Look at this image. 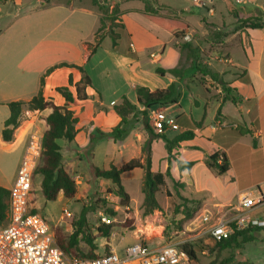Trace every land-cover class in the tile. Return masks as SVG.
I'll return each mask as SVG.
<instances>
[{"label":"crops","instance_id":"1","mask_svg":"<svg viewBox=\"0 0 264 264\" xmlns=\"http://www.w3.org/2000/svg\"><path fill=\"white\" fill-rule=\"evenodd\" d=\"M99 1L104 3L105 0ZM222 1L225 2L226 9L223 13L218 14L213 9L217 0H208V5L204 4L203 12L198 13V29L208 33L206 25H212L224 35L218 36L219 32L214 34L215 38H222L220 47L212 49L209 56L202 55L204 72L196 71L192 78H186L183 74L185 70L192 69V59L189 67L180 72L179 39L147 18L144 13L145 4L139 9L131 8L132 11L128 9L130 12L128 23L124 22L118 30L113 28L117 34L115 45L112 37L106 34L93 54L90 53L88 46L95 41L96 32L100 27L101 13L92 4V0H51L45 6H42L43 0H39L40 6L31 9L24 19L1 30L0 151L7 152L9 157L0 162V186L8 190L11 188L23 156L27 132L35 127L43 136L47 129L45 117L50 113L49 109L26 111L30 119L22 121L15 131L13 141L7 142L2 137L4 123L10 115L7 104L14 101H29L36 96L40 90L42 76L52 66L60 63L81 66L84 70L86 68L85 71L91 79L92 85L86 89L88 99L85 101L75 99L69 105L78 118L76 125L78 133L75 142L70 143L76 148L75 151L73 150L75 154L78 150L86 152L92 144L91 139L93 138L94 141L98 138L99 131L110 133L120 124L121 118L115 112L114 106L121 102L122 97L128 98V96L124 95L118 84L115 90L116 97L105 100L102 87L96 85L95 78L88 68L93 62L98 61L97 65L103 67L102 72L107 73L106 62L109 60L120 81L126 80L127 76L133 80L130 86L135 92L138 87H147L153 91L166 88L172 83H179L180 100L164 108L169 115L176 118L180 130L174 132L167 130L160 135L172 140L182 131L194 133L193 139L181 142L176 147L171 146V152H167L159 171L153 168L152 143L159 140L157 136L160 135L155 136L146 131H141V134L136 133L140 141L139 155L133 159H141L144 162V147L147 146L146 148L150 149L152 172L164 173L169 167L170 180L185 185L184 191L180 192L182 197L188 195L189 199L198 201L203 200V197H195V194L206 193L205 202L215 210L204 209L203 213L205 210L215 212L218 208L235 206L245 193H255L258 188L264 190V29H248L239 22V20L245 21L262 16L264 0L258 5L255 0H246L245 3L250 4L251 7L245 8L244 18L233 14L236 10V1L231 7L227 0ZM120 2L117 0L115 4ZM168 7L177 12L184 11V16H179L190 25L191 13L187 9ZM135 10H138V14L131 13ZM3 20V16L0 15V25ZM109 30L110 27L105 28L103 34ZM213 41L211 40L210 44ZM131 44H134L135 50L130 47ZM105 46L111 48L108 51L109 55L102 52ZM190 46L194 48L191 44ZM221 52L222 57L219 59L218 54ZM152 53H159L160 59L154 62L150 58ZM155 69H161L162 73H154ZM174 69L179 70L178 76L168 73L169 70ZM209 71L220 81L212 79L208 74ZM70 77L73 86H69ZM82 77L80 71L74 68L63 67L54 70L45 78L44 97L51 99L57 106H63L65 100L56 89L69 87L75 95L74 85L80 82ZM223 83L234 90L230 96L237 99V104L226 97L221 86ZM135 96L136 102L128 99L137 106L138 110H142L143 107L137 103V94ZM218 112H220L219 117H217ZM42 117L44 119H41ZM136 120L138 126L143 125V116ZM217 121H222L224 125L216 126ZM169 132L172 134L168 138ZM215 153H224L230 163V170L222 176L223 180L226 179L224 185L229 190V194L222 197V200L216 196L215 191L219 189L217 186L207 188L201 185L202 176L200 181L192 182L186 177V173L191 175L202 172L203 174L205 169L208 170L206 161ZM177 161L192 162L194 165L180 171ZM110 162V166L114 165V160ZM198 167L200 170L196 172ZM65 168L71 174V170L67 166ZM131 174L142 176L143 171L138 169ZM246 187L250 190L244 191ZM169 190L171 191L170 188ZM210 190L211 194L208 195ZM169 203L168 199L167 206ZM263 214L264 206L252 213L254 217Z\"/></svg>","mask_w":264,"mask_h":264},{"label":"rangeland","instance_id":"2","mask_svg":"<svg viewBox=\"0 0 264 264\" xmlns=\"http://www.w3.org/2000/svg\"><path fill=\"white\" fill-rule=\"evenodd\" d=\"M120 1L121 2L118 5L115 4L117 1L113 0H105L103 3L109 7L110 15L115 18L114 20L109 18L105 19L104 24L106 29H109L110 27L118 30L123 26L124 22L128 23L127 19L130 16L128 9H139L145 4V0ZM234 2L235 0H227L230 7L235 4ZM245 2L237 4L236 10H234L233 14L237 12L240 18L246 17V15H244V10L251 6L250 4L247 5ZM159 3L166 4L175 9L185 8L191 13L189 15L191 27L182 19V22L188 27L186 30V34L188 35L179 39L178 43L181 46L180 72L185 70L191 64L190 51L183 47L185 43H190L198 50L197 56L201 68L204 70L205 65L202 63V55L209 56L212 49L220 47V42L222 40V38H215L214 34L219 31L215 30L212 25H206V28L209 30L208 33H205L203 29H198V13L203 12L205 6L208 5V0H199L196 1V3L194 0H159ZM255 3L258 5L262 3V0H255ZM224 4V1L217 0L213 9L218 14L223 13V11L226 10ZM35 6H40L39 0L0 1V15L3 16L4 19L1 22L0 31L4 30L5 27H8V25H11L12 23L20 22V20L24 19V17L28 15L31 9ZM113 8L118 10L117 13H112L114 10ZM122 9H125L126 11H122ZM131 13L138 14V10ZM173 13L168 9H162L160 11L161 16L164 17L172 16ZM176 13L179 14L178 12ZM180 15L184 16L183 14ZM101 16L103 15L101 14ZM122 16L125 18H122ZM261 17L262 16L259 18ZM211 40H214V44H210ZM110 49L111 48L105 46L102 51L103 54L109 55L108 51ZM218 57L219 59L222 57V52L218 54ZM97 63L98 61L93 62L88 68L95 78L96 85L102 87L104 99L107 100L116 97L115 90L116 87H118L117 85L120 84L119 88H122L121 90L124 92V95H127L129 99L136 102L135 89L130 86L131 83H133V80L127 76L126 80L123 82L120 81L118 74H116L113 66L110 65L109 60L106 62L108 68L107 73H103V67H99ZM196 71L197 67L194 65L192 66V69L185 70L183 74L186 78H192L197 73ZM154 73L160 74L157 69L154 70ZM168 73L173 75L171 70H169ZM26 111L27 110H24L22 113L21 122L30 119L26 114ZM137 118L141 119V116L139 114L134 118L129 116L130 123L123 127V130L128 133L127 136H124L123 138H114V135H112L113 138L106 140L101 139L98 133V138H95L86 152L78 150V153L75 154L73 150L75 151L76 148H74L73 145H70V143L65 140L59 141L62 146L64 166H67L71 170L70 175L77 186V193L73 198L66 199L60 194L56 201H46L41 193V176L36 174L33 178V186L29 202L30 210H36L53 228H60L65 234L69 235L73 231L71 227L72 221L79 217V214L84 207L87 208V221L91 232L96 236L95 244L98 247L96 251L98 254H102L112 248L121 252L123 248L136 242L147 243L151 246H161L168 243H178L179 245L186 244L187 240H191L202 231L203 228L200 223V217L203 214L204 209H213L205 202L207 201V198H205L207 197L206 193L195 194V197H203V200L198 201L191 200L188 198L189 196L186 195L185 198L189 201L184 204L182 198L177 194V192L180 193L184 191V189L179 187L174 188V184L170 180V177H167V186L162 187L161 191L156 195L158 202L164 207V209L155 211L152 215L144 217L142 208L143 174L142 176L129 174L124 175L122 178L123 186L131 197L130 205L127 208L120 205V199L114 191L115 186L111 182L94 178L91 171V165L107 169L110 166V161L114 160V165L122 167L131 159L138 157L140 141L135 134H141L143 131H146L148 134L153 132H150L143 122L142 126H138ZM41 119L44 118L42 117ZM170 131L174 132L173 130ZM172 132L167 133V137L170 136ZM158 138L160 139L152 143L154 155L153 168L156 171L160 170L159 167L168 152L165 139L162 137ZM7 157H9L7 152L0 151V162L4 161ZM198 170H200V167L196 169V172ZM196 174L192 173L189 175V173H186V177L192 182L200 181V177L202 176L203 182L201 185H204L207 188L217 186L219 189H217L215 193L219 200H222V197L229 194V190H227L224 185L226 179L223 180L222 176H217L209 169H205L203 174L202 172ZM169 188L171 189L172 197L169 198L170 203L169 206H167L168 198L166 197L165 190H169ZM249 190L250 188L248 187L244 188V191ZM210 194L211 190L210 192L208 191V195ZM100 200H105V203L100 202ZM107 208L112 209L117 213L115 216L116 221L113 223L109 240L101 238L96 232L97 227L102 224L101 214L107 215L105 212V209ZM229 208L230 207L218 208V211L216 210L215 212L228 211ZM65 209L72 214L71 218H61L62 212ZM229 214H233V211H230ZM252 234L254 236L252 242L243 244L241 248L234 247L224 251H219L215 247V244L207 239L194 240L192 243H194L197 259L192 262V264H209L213 261L219 264H264V231H254ZM81 248L85 252L89 249L88 246L83 243L81 244Z\"/></svg>","mask_w":264,"mask_h":264},{"label":"trees","instance_id":"3","mask_svg":"<svg viewBox=\"0 0 264 264\" xmlns=\"http://www.w3.org/2000/svg\"><path fill=\"white\" fill-rule=\"evenodd\" d=\"M4 1V0H0ZM51 0H43L42 6H45L50 3ZM117 1V0H113ZM92 4L97 7L100 13L103 15L100 17V27L96 32L95 41L93 44L88 46V49L91 54L100 46L104 35L108 34L112 37L113 44L116 43V36L113 28L103 34L105 29L104 21L106 18L114 20L115 18L111 16L109 12V7L105 4L100 3L99 0H92ZM118 5V3H116ZM112 13H117V9L113 8ZM162 9H168L173 14L169 17L161 16L160 11ZM172 8L160 4L159 0H145L144 13L147 18H149L155 25L163 29L164 31L171 34L176 39H181L186 35L187 25L182 22L180 19V14H183L184 11L178 12ZM237 17L238 14L234 13ZM245 28L248 29H264V10L262 17L252 18L245 21L239 20ZM224 35L223 33H218V36ZM184 48L190 51V58L192 59L193 66L197 67V71L204 72L201 68V64L198 61V50L192 48L190 44L185 43ZM74 68L80 71L83 75L80 82L74 85L75 95L71 92L69 87H58L56 91L64 98L65 104L63 106H57L51 99H46L43 94L45 78L50 75L54 70L59 68ZM159 73H162L161 69H157ZM171 73L175 76L179 75V70H171ZM208 74L217 81L220 79L217 78L212 72ZM91 79L86 73V71L81 66L68 63H60L52 66L47 72L42 76L40 81V90L36 96H34L29 101H14L8 103L10 110V115L4 123V129L2 131V137L4 141L10 142L14 139V134L16 129L20 126L21 116L24 110L27 111H44L49 109L50 113L45 117V122L47 129L44 131L42 136V146L43 151L40 158V162L35 170L34 176L36 174L41 176V193L43 198L46 201H56L60 194L63 195L66 199L73 198L77 193V186L74 179L71 177L69 172L64 166V157L62 154V147L59 143L60 140H65L68 143L75 142L76 135L78 130L76 125L78 124V118L75 116L74 112L69 108L70 103H73L75 99L80 101H85L88 99L86 93L87 87H91ZM69 86H73L72 78L69 79ZM222 89L226 97L231 100L234 104H237V99L232 94L233 89L228 88L226 83H223ZM137 94V103L143 107L142 110H138L137 106L129 101L127 97H122V100L119 104L114 106L115 112L120 116L121 121L118 126L113 128L110 133H104L99 131V137L101 139L110 140L112 135L114 138H123L127 136L123 130L124 126H127L130 123L129 116L132 118L136 117L137 114L143 116V122L145 127L152 132L150 125L148 123L149 114L148 111L156 109L159 107H166L178 103L181 97V88L179 83H172L166 88H160L155 90H150L147 87H138L136 90ZM220 116L218 112L217 117ZM157 136V135H155ZM157 137H162L166 141V147L168 152H171V146H177L179 143L191 140L194 138V133L191 131H182L180 134L175 136L172 140L165 138L164 135ZM93 142V138L91 139ZM144 147V162L141 159H132L124 167L117 168L114 165H111L107 169L99 168L95 165H91V171L94 178L98 180L111 182L115 186V194L120 199V205L122 207H129L131 197L125 190L123 186L122 178L124 175H129L132 172L140 169L143 171V216L152 215L155 211H160L164 209L157 200V193L161 191L162 187L167 186L166 178H171L170 168L163 172H152L151 170V160H150V149L148 150ZM221 161V162H219ZM180 171L191 168L194 163L192 162H182L177 161ZM207 168L211 170L217 176H224L230 170V163L227 156L224 153H215L206 161ZM174 188H184L183 183L174 182ZM166 197L169 199L172 197L170 190H165ZM177 194L182 198L183 203L188 202L189 200L185 197H182L180 193ZM9 199L10 191L6 188L0 186V226L5 225L7 222V214L9 209ZM100 202L105 203V200H100ZM33 213H38L36 210H32ZM105 212L108 217L115 218L117 213L112 209H105ZM88 209L83 208L79 214V217L72 221L71 227L73 231L71 234L67 235L60 228H54V235L57 241L58 246L68 255L77 256L82 259H93L98 258L103 255L109 254L111 249L108 251L98 254L96 253L98 247L95 244L96 236L91 232L87 221ZM113 224L106 225L104 223L100 224L96 232L97 234L106 240H109L111 236V230ZM264 231V228H253L250 227L243 231L235 232V234L228 240H224L215 244V247L219 251H224L230 248H241L243 244L250 243L254 240L253 232ZM88 246V251H84L81 248V244ZM180 248L185 252L194 262L197 259L196 250L194 248V243L188 242L186 244H181ZM209 264H219L215 261Z\"/></svg>","mask_w":264,"mask_h":264},{"label":"built area","instance_id":"4","mask_svg":"<svg viewBox=\"0 0 264 264\" xmlns=\"http://www.w3.org/2000/svg\"><path fill=\"white\" fill-rule=\"evenodd\" d=\"M235 1L242 4L246 0ZM130 47L135 50L134 44ZM150 58L156 62L160 59V54L152 53ZM149 125L157 135L167 130H180L176 118L169 115L164 107L149 112ZM222 125V121L216 122V126ZM42 151V134L32 127L26 134L23 156L9 189L7 222L0 226V264H192L190 257L181 250L178 243L151 246L136 242L126 246L121 252L112 248L109 254L93 259L66 254L57 244L54 228L41 214L33 213L29 208L34 173ZM263 206L264 190L258 188L255 193H245L228 211H205L200 217L202 231L187 240V243L207 239L217 244L230 239L235 232L250 227L264 228V214L260 217L252 215ZM230 211H233V214H229ZM71 216L65 209L61 218ZM101 221L110 225L116 219L101 214Z\"/></svg>","mask_w":264,"mask_h":264}]
</instances>
